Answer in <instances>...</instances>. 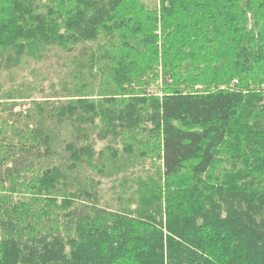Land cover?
I'll return each instance as SVG.
<instances>
[{
    "label": "trees",
    "instance_id": "16d2710c",
    "mask_svg": "<svg viewBox=\"0 0 264 264\" xmlns=\"http://www.w3.org/2000/svg\"><path fill=\"white\" fill-rule=\"evenodd\" d=\"M51 55L0 84V264H264V0H0V74Z\"/></svg>",
    "mask_w": 264,
    "mask_h": 264
},
{
    "label": "rangeland",
    "instance_id": "374dc122",
    "mask_svg": "<svg viewBox=\"0 0 264 264\" xmlns=\"http://www.w3.org/2000/svg\"><path fill=\"white\" fill-rule=\"evenodd\" d=\"M143 1L148 6H154L157 3L158 0H143ZM52 56L53 55H51V57L45 63H43L42 61L32 62L31 63L32 66L29 69L25 68L23 73H20L19 75H17L14 78L10 77L9 75L0 74V84L1 85H5L1 92L7 91L8 90V85L11 84V83H13L14 85H21V81L29 80L30 72L33 69L32 67H36V69H37V71L39 73V77L40 78L38 79V82L42 83L43 86L45 87V89H47L49 87L48 85H50L49 83L52 82V81H55V79L53 77V71H54L53 59L54 58ZM152 91L156 92V89L154 88V89H152ZM18 102L22 103V101H17V103ZM15 108L18 109L17 111L24 112L25 109L28 108V106H26V105L22 106L21 104H18L17 106H15ZM14 109H13V112H14ZM94 139L95 138L93 137V140ZM105 146L106 145L103 142H95V147L94 148H95V150L96 149L100 150V149H102ZM97 179H99V178H97ZM100 180H101V186L100 187H101L102 194H103L104 198L106 200H108V199H110L112 197V192L110 191L111 181L108 180V179H104V178H101Z\"/></svg>",
    "mask_w": 264,
    "mask_h": 264
},
{
    "label": "built area",
    "instance_id": "2783aa9c",
    "mask_svg": "<svg viewBox=\"0 0 264 264\" xmlns=\"http://www.w3.org/2000/svg\"><path fill=\"white\" fill-rule=\"evenodd\" d=\"M17 110H18L17 108L14 109V111H17Z\"/></svg>",
    "mask_w": 264,
    "mask_h": 264
}]
</instances>
